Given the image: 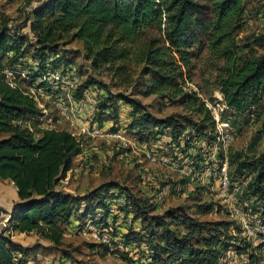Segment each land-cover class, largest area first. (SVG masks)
Wrapping results in <instances>:
<instances>
[{"label": "trees", "instance_id": "16d2710c", "mask_svg": "<svg viewBox=\"0 0 264 264\" xmlns=\"http://www.w3.org/2000/svg\"><path fill=\"white\" fill-rule=\"evenodd\" d=\"M245 2L42 0L31 9L24 23L33 38L29 72L14 82L13 87L6 81L2 61L10 54V63L15 66L21 58L26 60V41L24 36L12 35L7 28L0 32V136H3L0 137V180L11 181L17 195L7 227L0 234V264H14V259L16 264H26L46 249L60 247L62 227L70 225L76 212L84 206L77 221L85 219L96 209H104L114 195L110 191L108 196L104 193L100 197V190L82 197L61 194L56 188L71 169L73 158L80 154V143L66 131L33 133L27 127H33L41 115L29 90L44 74L56 73L55 67L63 60L52 61L59 51L57 42L64 38L78 41L83 58L91 63L93 70L109 69L115 61L133 57L146 77L145 96L178 97L191 109L197 106L195 94L184 93L182 86L193 70V60L206 50L223 62L218 87L224 105L238 115L256 113L261 118L260 132L264 134V34L255 37L251 44L240 46L235 41L243 24ZM252 45L261 48L262 53L249 54ZM115 73L122 74L123 84L130 82L124 67L116 68ZM95 84L96 81L88 79L77 88V95ZM35 88L45 89V85L40 83ZM120 100L131 108L130 129L136 131L140 142L152 139L159 143L165 138L168 147L179 148L182 138L191 137V133L198 139L212 135L214 123L202 104L197 112H205L206 116L195 122L178 116L160 119L145 112L138 102ZM114 106L112 95L101 101L99 121L116 111ZM237 168L252 174L248 190L264 197V148L254 163L242 162ZM94 201L96 207L92 205ZM133 206V221L140 220L142 228L138 233L127 231L124 242L139 244L146 237L156 264H216L220 255L231 247L228 241L233 238L229 233L234 226L232 222L197 221L181 207L148 216L150 207L142 208L136 202ZM196 212L208 215L219 213L220 209L203 203L196 207ZM12 234L33 235L35 243L15 242ZM241 252L246 253V249Z\"/></svg>", "mask_w": 264, "mask_h": 264}, {"label": "rangeland", "instance_id": "374dc122", "mask_svg": "<svg viewBox=\"0 0 264 264\" xmlns=\"http://www.w3.org/2000/svg\"><path fill=\"white\" fill-rule=\"evenodd\" d=\"M41 1L6 0L0 4V32L7 28L12 35L24 36L26 41V60L21 58L20 64L15 66L10 63V54L2 61L4 74L13 72V77H10L13 82L21 80L22 75L29 72L33 38L28 35L24 23L34 5ZM262 34L264 0H246L243 24L235 41L240 46L251 44ZM57 43L59 51L52 56V61L63 59L55 69H58L57 73L66 75L73 86L61 85L59 91L44 88L30 91L37 97V107L40 104L42 109L38 107L41 115L33 127L29 126L33 133L40 128L66 131L81 144L80 154L73 158L71 169L59 180L57 190L73 197H82L96 190H100V197L104 193L108 196L111 191L114 195L110 200L124 194L129 197L132 210L135 202L142 208L150 207L148 216L162 215L178 207L197 221L231 222L234 220L229 215H237L241 220L229 229L233 237L228 241L231 247L220 255L216 264H245V260L248 264H264L262 202L253 193L245 191L252 174L244 168H237L242 162L254 163L262 154L264 134L260 132L261 118L256 113L238 115L223 105L218 87L223 62L206 50L193 60V70L188 81L186 75L187 82L182 86L184 93L195 94L197 106L191 109L178 97L145 96L146 77L142 74V66L133 57L115 61L109 69L93 70L91 63L83 58L82 45L78 41L64 38ZM249 50V54L256 56L262 53L261 48L253 45ZM246 53L243 52L244 55ZM65 61L68 64L63 63ZM120 66L130 76L129 83L123 84L122 74L115 73ZM88 79H93L96 84L77 95V88ZM108 95L113 96L116 111L102 116L99 121L98 105ZM121 98L138 102L145 112L160 119L178 116L195 122L206 116L205 112H197L202 104L214 123L212 135L198 139L191 133V137L182 138L179 148L168 147L165 138L159 143L152 139L140 142L136 131L130 129L131 108ZM210 131L207 129L206 132ZM203 203L213 204L220 212L198 214L196 207ZM96 204L94 201L92 205L96 207ZM114 208L116 214L108 220L111 230L107 227L103 232L111 237V249L93 237L89 228L95 223L92 214L77 221L83 206L74 214L70 225L62 227V245L50 247L44 254L39 253L35 257L37 264H156L153 253L147 250L146 237L137 245L121 247L118 244L128 230L138 233L142 227L140 220L132 221L130 225L133 214L129 215L125 208L117 205ZM9 213L0 206V234L7 227ZM93 226L97 227L96 223ZM115 233L119 236L117 242L114 241ZM35 239L29 235L23 238L22 243L31 245ZM41 242L48 245L44 240ZM242 249H246V253L241 252ZM176 263L180 262L171 264Z\"/></svg>", "mask_w": 264, "mask_h": 264}, {"label": "built area", "instance_id": "2783aa9c", "mask_svg": "<svg viewBox=\"0 0 264 264\" xmlns=\"http://www.w3.org/2000/svg\"><path fill=\"white\" fill-rule=\"evenodd\" d=\"M5 1L6 0H0V4L3 3V2H5ZM22 76L24 77V75H22ZM5 77H6V81L9 84V86L10 87H13L14 86V82L11 79L13 77V72H9L8 73V71H6L5 72ZM40 83H43L45 85V89L48 90V91H52V90L53 91H59V86H61V85L73 86L67 80L66 75H62V74H59L57 72L56 73L55 72H48V73L44 74L41 78H39L36 81V84L33 85L34 87H32V89L29 90L30 97L35 101V104L37 102V97L34 94L31 95L30 91H32V90H35V91L38 90L35 87L38 86ZM36 106H37V104H36ZM38 107L40 109H42V106L40 104H38ZM27 127L31 131L30 127L29 126H27ZM40 129L41 130H51V129H47V128H44V129L43 128H40ZM72 136H74V135H72ZM80 147H81V144H80ZM223 170L225 171V167H223ZM251 178H250V180H251ZM250 180L245 185V191L246 192L253 193L252 191L248 190V188H247V185L250 182ZM263 186H264V183H263ZM253 194H254V196H256V199L259 198L261 200V202H262L261 203V213H262L261 215L264 216V197H261V195L258 194V193H253ZM114 203H116V204H114ZM130 204H131V202L129 200V197L123 194V195H120L119 197H117L116 199L108 200L106 202V205H105V208L104 209H97V210H95L94 211V214H93V220L96 223V226L97 227L93 226V225H95V223H93L92 227H89L90 229H92L91 232H92L93 237L96 238L99 242H101L103 244H106L111 249L112 248L111 237H108L103 232L107 229V227H108L109 230H111L110 229V222L108 220H109V218H111L113 216V214H116V210L114 208V205H117L118 207L125 208L126 209L125 211L127 213H129V215H130V214H133L132 209L130 207ZM133 217H134V214H133ZM133 217H132V219L129 220L130 221V225H131V223L133 221ZM229 217L234 220V221H231L232 223H234V225H235V222L236 221L241 220L239 217H237V215L235 216V215H232L231 214V215H229ZM6 221L7 220H5V223H6ZM2 226L4 227L5 224H2ZM100 227H102V229H100ZM101 233H103L102 236H99V235H101ZM115 235H116V233H115ZM117 236L118 235H116V237H114V241L115 242H117V240L119 239V236H118V238H117ZM118 244L121 247H124V245L127 246V244L124 242V236L123 237L121 236V239H119ZM128 245H130V244H128ZM132 245H137V244H134L133 243ZM147 250L150 251L149 250V246L147 247ZM232 254L233 255H236V252H233ZM13 263L16 264L17 263V260L14 259L13 260ZM176 264H181V263H176ZM245 264H248V261L247 260H245Z\"/></svg>", "mask_w": 264, "mask_h": 264}, {"label": "crops", "instance_id": "0c3cea01", "mask_svg": "<svg viewBox=\"0 0 264 264\" xmlns=\"http://www.w3.org/2000/svg\"><path fill=\"white\" fill-rule=\"evenodd\" d=\"M36 5L37 4H35L34 6ZM16 202H17V195L14 184L9 180H0V206L4 207L5 211L9 213ZM23 238H27V236H25L24 234L11 235V239L15 242L22 243ZM24 245H29V244L25 243ZM37 260H38L37 258L33 260H28L26 264H37Z\"/></svg>", "mask_w": 264, "mask_h": 264}, {"label": "water", "instance_id": "95a60500", "mask_svg": "<svg viewBox=\"0 0 264 264\" xmlns=\"http://www.w3.org/2000/svg\"><path fill=\"white\" fill-rule=\"evenodd\" d=\"M12 211L9 213V218L11 217ZM9 220V219H8Z\"/></svg>", "mask_w": 264, "mask_h": 264}]
</instances>
